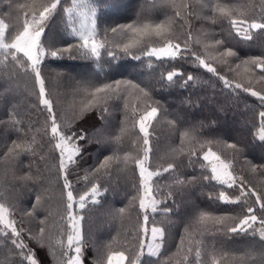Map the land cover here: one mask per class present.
I'll use <instances>...</instances> for the list:
<instances>
[{"label":"snow or ice","instance_id":"obj_1","mask_svg":"<svg viewBox=\"0 0 264 264\" xmlns=\"http://www.w3.org/2000/svg\"><path fill=\"white\" fill-rule=\"evenodd\" d=\"M106 3V0H98L100 7H97L88 0H33L31 4L19 6L24 10L23 21L20 23L17 17L15 33L7 41L5 32L9 25L0 19V53L3 54L0 63L11 66L9 77L23 76L32 81L31 95L38 103L30 102L31 110L43 117L42 138H47L38 145L36 136L31 134L36 129L31 121L25 124L17 111L15 99L0 100L9 106L5 116L0 118V128L14 134L0 144V163L11 171L14 181L0 192V236L10 243L18 256L16 264H44L38 259V251L45 248L53 258L52 264H55L57 251L60 264H105V259L106 264H114L117 257L119 264L126 259L129 264H165L159 259L151 262L143 258L145 255L158 258L169 246L174 238L172 229L178 222L173 216L182 214L183 220L179 222L183 231L174 246L176 255L183 254V264H189L188 256L193 250L197 264H225L230 255L224 250L226 241L257 235L264 241V191H258L243 174H238L232 160L222 158L213 150V146L219 143L218 130L213 122L187 119L179 111L172 115L155 93L177 83V77L181 89H187L190 82L197 80L194 72H189L185 78L184 72L175 67L180 62L191 64L197 71L204 69L211 74L210 79L214 77L222 85V95L226 91L231 94L228 98L233 105L243 98L241 93L256 98L261 125L259 140L264 141V87L259 90L255 87V84L264 83V52L242 58L235 47L240 42L251 41L253 32L264 30V8L257 19L249 15L246 5H205L208 13L203 19L221 25V34L218 35L203 30L194 34L192 21L198 17L190 4L177 7L174 0H160L159 5H152L153 9L159 8V15L155 16L146 12L145 5L141 4L130 22L108 23L103 11ZM58 23L63 25V35L57 42L54 32ZM102 51L112 61L155 58L172 70L166 75L161 72L158 77L160 88L157 89L132 79L97 83L91 78L77 79L68 72L51 68L54 81L63 82L66 77L73 80V93L79 98V103L73 106L72 121L63 122L57 110L58 100L53 99L58 86L49 88L46 84L45 72L49 69V62L99 61ZM209 52L214 53L211 59L207 58ZM217 65L222 66V71H218ZM226 73H231L232 78ZM130 97L134 98V103H130ZM120 104L133 129L138 127L137 139L132 142V147L138 149L135 155L122 149L121 155L116 150L121 139L118 134L108 133L104 139L93 138L81 123H86L95 113V118L102 121L101 127H104L108 124V116L120 110ZM182 104L193 110L199 106L198 102L187 98ZM161 115L171 116L169 124L180 141V147L173 149L177 155L167 167L157 166L153 170L149 129ZM123 123L120 131L124 130ZM186 141L190 146L185 151ZM45 143L51 152L57 154L56 177L57 182H62L59 204L63 211H57L58 221L55 223H50V217H53L48 207L51 196L45 195L49 178L38 170L33 171L37 160L46 159L39 151ZM94 144L111 150V154L84 168L82 162L87 163L86 157ZM225 145L231 150L233 159L244 152V146L236 142L225 141ZM23 157L28 158L27 163ZM130 162L134 165L131 179L126 174L121 175L122 166L127 168ZM248 163L253 173L259 171L264 176V163ZM165 173L175 175L163 186L157 178ZM121 179L128 188L126 195L130 196V208L139 209L137 225L125 233L132 245L125 249L130 256H126L125 251H112L116 237L100 243L93 238L91 231H85L83 225L89 205L99 204L109 190L115 191L119 187ZM82 180L89 183L90 188L83 194L74 195ZM25 194L29 197L27 203L22 202ZM193 194L206 200L208 207L202 208ZM129 206L115 210L114 216L122 217L130 210ZM149 210L153 214V225L154 214L159 211L167 217V226L151 227L150 238L146 239L149 237L146 227ZM53 228L57 230L55 238ZM90 252L94 254L91 257ZM232 259L235 264H248V254ZM177 264L181 261L178 260ZM260 264H264V253Z\"/></svg>","mask_w":264,"mask_h":264},{"label":"trees","instance_id":"obj_2","mask_svg":"<svg viewBox=\"0 0 264 264\" xmlns=\"http://www.w3.org/2000/svg\"><path fill=\"white\" fill-rule=\"evenodd\" d=\"M33 0H0V17L4 20L9 27L5 32L6 41L11 35H14L17 26V17L19 22L22 23L24 10L20 9V5L31 4ZM106 5L103 7V11L107 14L108 23L113 22H130L135 17V13L141 4L145 5L146 12L151 15H159V8H152L153 4L159 5L160 0H106ZM89 4H94L100 7L98 0H88ZM212 3H230L233 6L246 5L247 11L250 16H254L259 19L262 14V0H174L175 6L179 7L181 4H190L193 12L196 14L193 23V32L197 34L199 31H207L209 34H221V25L219 23L212 24L210 20L203 19L208 8L205 5ZM203 26V29H202ZM179 29V25L176 26ZM63 25L58 23L54 32V39L58 42L59 36L63 35ZM225 33L227 25H224ZM203 41V36H200ZM242 58L250 56L260 55L264 52V30H257L253 32V39L247 42H240L235 45ZM214 53L209 52L207 58L211 59ZM0 61H3V54L0 53ZM218 66V65H217ZM175 67L184 72L185 78L189 72H194L197 75V80L193 83L190 82L187 89H181L179 87L180 78L177 77V83L168 85L163 91H157L155 93L156 98L159 99L165 107L168 108L169 113L175 115L178 111L181 112L187 119L202 120L204 122H213V126L217 128L218 144L213 146V150L222 155V158L226 160H232L235 165V171L238 174H243L247 181L252 186H255L258 191H264V176H261L259 171L253 173L250 169L248 161L252 164L264 163V141L259 140L260 136V120L258 116L259 102L256 98L241 93L243 97L237 101L235 105L229 100L230 93L222 95L219 82L211 77L210 73H207L204 69L198 71L192 67L191 64L178 63ZM11 68L10 65L0 63V100L3 98L15 99L17 104V111L20 113L21 118L25 124L31 121L36 129L33 135L36 136L38 145L46 141V137L42 138L43 129L41 127L43 117L34 113L31 110V103H38L32 93V81L26 79L23 76L12 77L8 76V71ZM51 68H57L60 71H65L71 74V76L80 78H91L97 83H104L112 79H132L136 82H140L143 85L149 87L160 88L158 83V77L161 72L166 75L167 71L172 70L167 64L162 61H157L155 58L149 60L144 57L139 61L131 59L112 61L102 51L99 61L95 59L89 61H66L60 64L49 62V69L46 70V84L49 88L58 86V92L53 97L54 100H58V112L62 116V121L67 123L72 121L74 112V104L79 103V98L73 93V80L70 77H66L63 82L54 81L52 79L53 74ZM218 71H222V66H218ZM242 71V68H241ZM229 78H232L231 73H226ZM219 85V87H217ZM257 90L264 87V83L255 84ZM71 89V93L69 92ZM198 102V107L194 110L187 104H182L185 99ZM130 103H134L133 97H130ZM31 102V103H30ZM118 104L120 102H117ZM9 106L0 102V118L4 117L6 110ZM123 106L120 104V110L113 111L108 116V124L101 127L102 121L95 118V113L92 114V118H89L87 122H81L83 127L88 129L93 138L104 139L108 133L118 134L121 139L117 144V151L123 155L120 151H131L133 155L138 151L137 148L132 147V142L137 139L138 127L133 129L130 120H127L122 110ZM171 116L165 117L159 116L153 121V126L149 129L151 135V143L153 147L151 164L153 170L157 166L167 167V164L171 162L177 153L173 149H179L180 141L173 134L172 127L169 124ZM123 123V131L121 129V122ZM9 135H13L10 131L0 128V144H3ZM142 137V134H140ZM227 143L236 142L239 145L244 146V152L242 155L233 159L231 150L227 149L225 145ZM142 146V139L140 141ZM190 145L187 141L184 145L186 151ZM99 149V151H98ZM39 151L45 155L46 159L43 161L37 160V163L33 165V171H39L42 175L49 178L48 192L46 196H51V201L48 207L53 213V217H50V223L58 221L56 217L57 211H63L59 204V193L62 188V182H57L56 177V164L58 163L57 154L51 152L50 146L45 143L44 148ZM111 154V150H105L98 144L91 146V151L86 157L87 163L82 162L83 167L87 168L89 164H94L97 159H103L104 155ZM25 163L28 158L23 157ZM134 165L129 163L127 168L122 166L121 175H127L129 179L132 178V167ZM191 171V169H186ZM198 171V169H197ZM83 175V173H80ZM175 173H165L163 176L157 178L158 183L166 186L171 177ZM138 183V176L136 177ZM13 176L11 171L2 163H0V192H4L10 184H12ZM90 184L86 181H81L76 187L77 191L74 195L83 194L90 188ZM128 188L126 187L123 179L119 181V187L101 197L100 203L96 205H89V209L85 215V221L83 222L86 232L91 231L93 238L100 243H107L113 237L116 240L112 244V251L118 253L119 251H125L126 248H131L132 245L129 239L125 237V233L137 225V214L139 212L138 207L131 209L129 206L130 196L126 195ZM231 191V190H230ZM28 195L25 194L22 197V202L27 203ZM194 199H198L196 194H193ZM179 199V197H178ZM254 199V198H253ZM202 208L208 207V202L204 199H198ZM138 204V201H137ZM171 201H169V205ZM129 206L130 210L126 211L122 217L114 216L115 210ZM163 207V206H161ZM223 208L231 206H222ZM155 215V225H153V214L149 211V222L146 227L150 229L153 226L163 227L167 226V217L161 214L159 211ZM173 219H177L176 226L172 229L174 238L170 242L169 246L162 250L161 255L157 257H151L145 255L143 260L155 262L157 259L165 262V264H177V261L182 262L183 254L176 255L175 243L179 241V233L183 231V225L179 222L183 220L182 214H175ZM142 223V216L140 217ZM56 228L52 229L53 238L56 235ZM119 234V235H118ZM147 237L146 239H148ZM187 247V245H185ZM224 250L229 252V257L226 258L225 264H235L233 257H240L248 254V264H260L261 254L264 253V241L259 239V236L251 237L245 236L240 238H232L224 243ZM93 253H89L91 257ZM126 256H130L129 251H125ZM38 259L44 262V264H52L53 258L49 255L48 249H41L38 251ZM18 256L12 251L10 243L0 236V264H16ZM189 264H197L195 257V250L188 256ZM55 264H60V256L57 251L55 257ZM106 264V259H105ZM123 264H129V260H125Z\"/></svg>","mask_w":264,"mask_h":264},{"label":"rangeland","instance_id":"obj_3","mask_svg":"<svg viewBox=\"0 0 264 264\" xmlns=\"http://www.w3.org/2000/svg\"><path fill=\"white\" fill-rule=\"evenodd\" d=\"M0 19H2V18L0 17ZM69 92H70V93L72 92L71 89H69ZM149 211H150V210H149ZM149 238H150V234H149ZM145 251H147V250H145ZM123 263H124V262H123ZM114 264H119L118 257L114 259Z\"/></svg>","mask_w":264,"mask_h":264}]
</instances>
